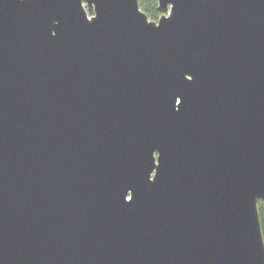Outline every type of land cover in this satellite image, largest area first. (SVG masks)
<instances>
[{"label":"water","instance_id":"1","mask_svg":"<svg viewBox=\"0 0 264 264\" xmlns=\"http://www.w3.org/2000/svg\"><path fill=\"white\" fill-rule=\"evenodd\" d=\"M0 0V264H264V0Z\"/></svg>","mask_w":264,"mask_h":264},{"label":"trees","instance_id":"2","mask_svg":"<svg viewBox=\"0 0 264 264\" xmlns=\"http://www.w3.org/2000/svg\"><path fill=\"white\" fill-rule=\"evenodd\" d=\"M139 6L150 20L157 21L160 18L161 13L158 11V3L156 0H139ZM259 209L264 234V202H260Z\"/></svg>","mask_w":264,"mask_h":264}]
</instances>
